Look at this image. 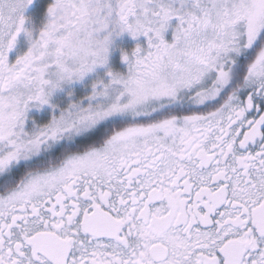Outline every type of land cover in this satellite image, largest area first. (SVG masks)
<instances>
[{"label": "snow or ice", "instance_id": "snow-or-ice-1", "mask_svg": "<svg viewBox=\"0 0 264 264\" xmlns=\"http://www.w3.org/2000/svg\"><path fill=\"white\" fill-rule=\"evenodd\" d=\"M0 264H264V0H0Z\"/></svg>", "mask_w": 264, "mask_h": 264}]
</instances>
